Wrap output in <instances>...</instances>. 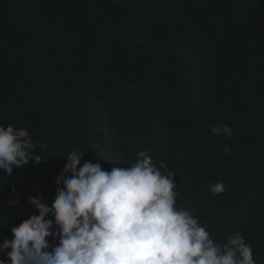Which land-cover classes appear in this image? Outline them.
Masks as SVG:
<instances>
[{
  "label": "trees",
  "instance_id": "1",
  "mask_svg": "<svg viewBox=\"0 0 264 264\" xmlns=\"http://www.w3.org/2000/svg\"><path fill=\"white\" fill-rule=\"evenodd\" d=\"M9 125L35 151L0 172V244L39 215L29 198L52 206L73 151L108 171L143 152L175 175L177 209L221 247L239 233L264 264V0H0Z\"/></svg>",
  "mask_w": 264,
  "mask_h": 264
},
{
  "label": "clouds",
  "instance_id": "2",
  "mask_svg": "<svg viewBox=\"0 0 264 264\" xmlns=\"http://www.w3.org/2000/svg\"><path fill=\"white\" fill-rule=\"evenodd\" d=\"M212 132L233 134L219 123ZM230 150L225 147V154ZM33 151L26 129L0 126V172L10 175L28 164ZM41 155L35 164L43 162ZM83 155L73 151L66 158L51 207L42 197L29 198L39 215L14 226V238L0 244V252L11 249L10 264H255L251 245L239 233L221 247L192 211L176 208L175 175H163L145 153L131 166L110 171L99 163L81 165ZM223 190L222 183L210 186L213 193ZM50 213L58 231L46 219ZM49 238L58 240L51 251Z\"/></svg>",
  "mask_w": 264,
  "mask_h": 264
}]
</instances>
